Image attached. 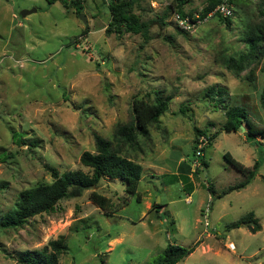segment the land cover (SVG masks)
<instances>
[{
  "label": "rangeland",
  "instance_id": "obj_1",
  "mask_svg": "<svg viewBox=\"0 0 264 264\" xmlns=\"http://www.w3.org/2000/svg\"><path fill=\"white\" fill-rule=\"evenodd\" d=\"M210 1L188 0L184 10L201 13ZM172 2L141 0L135 8L146 20L167 13V23L155 22L145 43L141 34L106 32L108 0H84L80 13L61 1L0 0V218L20 191L53 181L47 164L60 172L90 171L82 153L95 151V133L113 139L118 125L133 120L136 97L153 99L157 90L173 95L149 137L123 148L144 168L140 200L127 195L120 179L105 177L94 189L111 199L118 209L113 215L93 203V189L63 199L22 227L0 228V264H19L8 254L41 248L60 235L69 245L60 264H157L169 244L189 247L199 240L176 264H264V138H247L243 127L224 130L225 111L216 104L221 97L206 95L211 85L226 86L223 100L245 107L264 127L261 62L240 77L225 63L246 50L244 38L264 19V0H231L230 25L214 14L191 30L178 27L168 10ZM24 10L32 12L23 16ZM195 127L217 133L205 149L208 166L204 157L193 165ZM226 152L245 166L260 160L261 167L245 188L218 197L245 179ZM174 174L188 175L193 192L187 193L188 183L174 182ZM251 211L260 230H227Z\"/></svg>",
  "mask_w": 264,
  "mask_h": 264
},
{
  "label": "trees",
  "instance_id": "obj_2",
  "mask_svg": "<svg viewBox=\"0 0 264 264\" xmlns=\"http://www.w3.org/2000/svg\"><path fill=\"white\" fill-rule=\"evenodd\" d=\"M50 3L61 1L66 8L74 7L78 13L84 8V0H49ZM188 0H173L169 5V11L179 12L183 16L192 17L193 12H186L184 4ZM223 0H211L210 4L201 11L202 17L206 16L210 11ZM141 0H108V6L111 13V19L106 32L122 35L124 33H136L143 36L144 42L147 43L152 38L151 26L155 22L166 24V15L157 19L146 20L141 13H136L135 8L139 7ZM226 25L231 24V16L224 17L221 14H215ZM88 29V28H87ZM87 32V30H86ZM184 32V31H183ZM246 42V50L239 53L237 56H228L226 66L236 76L240 77L241 73L247 68L261 62V70L264 72V19L255 24L253 30L249 31L244 38ZM227 87L221 84H214L208 87L207 96L216 100V97H221L219 107L225 111L226 122L223 124V129L226 131H237L244 127L247 132V138L257 139L264 138V127L257 126L249 117L245 107L240 105H232L225 102L223 99L227 96ZM173 95H167L164 91L157 90L154 92L153 99L136 97L132 104L133 120L129 123H123L117 126L113 139L104 137L101 134L95 133V151L86 150L81 155V162L88 166L91 170L84 171L83 169L69 170L60 172L56 167L49 164L46 168L53 176V181L50 183H41L35 186L23 189L19 192L15 207L8 211L0 218V228H19L25 225L31 218L54 211L58 203L67 198H76L83 195L86 190L93 189L90 193V199L98 207L105 211L107 215H113L118 209H113L114 204L109 197L98 192L94 188L99 185L105 177L112 179H120L125 184V191L128 196L138 194L139 183L143 177V165L123 153L124 146L136 147L139 143L140 136L149 137L150 126L159 122L170 107V101ZM260 103L264 109V88L261 92ZM195 143L201 135H209L210 143L216 137L217 133L211 134L208 129L195 127ZM13 136H18L17 131H13ZM24 142V139H20ZM196 148V146H195ZM226 160L240 171L245 179L238 184L230 186L223 190L218 197H221L233 190H239L249 185L257 176L261 163L257 160L252 166H245L240 161L235 159L230 152L225 153ZM204 166H208L205 157L202 159ZM264 180V176L262 177ZM172 180L175 182L181 181L188 183V193L194 190V187L188 182L189 177L185 175L181 179L178 175H173ZM211 193L216 190L213 186L209 187ZM186 189V191H187ZM140 200V199H139ZM127 203V200L124 204ZM159 207L163 206L161 203ZM241 226H248L253 232L261 229L259 218L255 216L253 211L246 214L243 218L228 223L227 230ZM201 243L199 240L193 246H181L178 244H169L164 251L162 257L157 264H176L183 258L189 256L196 247ZM69 249L67 236L60 235L56 239L50 240L46 245L37 249L19 250L9 253L8 256L16 260L19 264H60V257Z\"/></svg>",
  "mask_w": 264,
  "mask_h": 264
},
{
  "label": "built area",
  "instance_id": "obj_3",
  "mask_svg": "<svg viewBox=\"0 0 264 264\" xmlns=\"http://www.w3.org/2000/svg\"><path fill=\"white\" fill-rule=\"evenodd\" d=\"M234 9L231 4V0H223L219 3L214 10L210 11L206 16L202 17L200 14H195L192 17L183 16L179 12L174 13V19L177 23L178 27L184 30H191L196 28L198 25L202 24L204 20L208 19L214 14H221L224 17L232 16L234 13ZM210 143L209 135H201L196 142V159L193 161V165L199 166L202 165L201 162L198 160L200 157H204L205 149ZM209 209L206 214L208 217ZM209 225V222H206Z\"/></svg>",
  "mask_w": 264,
  "mask_h": 264
},
{
  "label": "water",
  "instance_id": "obj_4",
  "mask_svg": "<svg viewBox=\"0 0 264 264\" xmlns=\"http://www.w3.org/2000/svg\"><path fill=\"white\" fill-rule=\"evenodd\" d=\"M31 12H32L31 10H24V11L22 12V15H23V16H26L27 14H29V13H31ZM80 17L83 19V21H84L85 23H87V18L85 17V15L81 14ZM243 129H244V127H243Z\"/></svg>",
  "mask_w": 264,
  "mask_h": 264
},
{
  "label": "crops",
  "instance_id": "obj_5",
  "mask_svg": "<svg viewBox=\"0 0 264 264\" xmlns=\"http://www.w3.org/2000/svg\"><path fill=\"white\" fill-rule=\"evenodd\" d=\"M181 168H183V166L181 165ZM184 169H186V168H184ZM187 170V169H186ZM187 171H189V170H187ZM179 176V175H178ZM179 178L181 179L182 177L181 176H179ZM193 192V191H192ZM191 192V193H192ZM188 193V192H187Z\"/></svg>",
  "mask_w": 264,
  "mask_h": 264
}]
</instances>
